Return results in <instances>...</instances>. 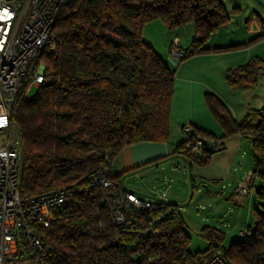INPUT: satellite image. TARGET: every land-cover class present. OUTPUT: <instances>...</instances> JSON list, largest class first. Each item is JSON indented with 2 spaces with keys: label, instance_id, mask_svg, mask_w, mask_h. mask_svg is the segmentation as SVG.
Here are the masks:
<instances>
[{
  "label": "trees",
  "instance_id": "16d2710c",
  "mask_svg": "<svg viewBox=\"0 0 264 264\" xmlns=\"http://www.w3.org/2000/svg\"><path fill=\"white\" fill-rule=\"evenodd\" d=\"M224 1L72 0L60 9L52 29L53 49L39 57L45 81L34 98L19 99L12 116L22 148L21 193L66 192L56 224L36 232L48 249L43 264H148V259L152 264H205L212 256L222 234L205 227L209 249L191 254L185 221L172 203L132 208L126 222L115 225L112 209L121 189L113 182L117 176L111 164L124 147L169 139L174 71L142 39L144 24L161 19L175 30L191 22L195 34L180 53L182 60L244 48L262 38L209 49L207 42L230 20ZM261 73L264 59L254 57L227 70L225 80L232 87L254 86ZM207 97L210 114L224 130L222 139L239 133L251 144L250 187L264 197V108L250 109L236 121L223 102L216 108ZM204 136L214 138L193 127L174 154L206 164L221 144ZM199 140L204 143L194 150L192 144ZM100 172L111 183L107 190L90 185ZM224 251L235 264H264L261 216L248 239Z\"/></svg>",
  "mask_w": 264,
  "mask_h": 264
},
{
  "label": "built area",
  "instance_id": "2783aa9c",
  "mask_svg": "<svg viewBox=\"0 0 264 264\" xmlns=\"http://www.w3.org/2000/svg\"><path fill=\"white\" fill-rule=\"evenodd\" d=\"M72 0H0V264H43L48 249L37 236V229L57 222L66 192L62 188L23 195L20 190L23 157L20 135L12 116L20 98L29 97L31 87L44 83L45 65L39 61L47 49H53L52 29L60 9ZM193 126L180 129L183 140H188ZM204 141L192 144L197 150ZM105 172V171H104ZM107 190L111 187L105 176L97 181ZM243 197L256 193L246 178L235 189ZM112 209L115 225L126 222L130 209H155L167 203L165 190L156 200L141 199L135 194L119 190ZM264 220V212L261 213ZM245 234V230L239 233ZM264 258V251H262ZM152 264V260H147ZM205 264H235L223 248L215 245Z\"/></svg>",
  "mask_w": 264,
  "mask_h": 264
},
{
  "label": "crops",
  "instance_id": "0c3cea01",
  "mask_svg": "<svg viewBox=\"0 0 264 264\" xmlns=\"http://www.w3.org/2000/svg\"><path fill=\"white\" fill-rule=\"evenodd\" d=\"M224 5L230 13V20L217 30L207 43V47L214 49L242 44L255 37L262 36L256 43L240 50L243 53L238 65L235 66L236 63H233V61H227L223 67L227 70H233L254 57L264 59V0H225ZM233 8H237L238 12H232ZM250 10L256 13V17L252 14L251 17L247 18ZM232 23L235 24L232 26L234 31L231 30V33L237 34L234 39L225 43L226 40L220 38V35L223 36L224 34H219V31ZM178 32L179 29L174 31V34L177 35ZM215 53L217 52L210 51L197 57L208 59L212 58L211 56ZM160 56L171 66L170 68H175V65H172L175 64L174 61L171 64L164 55L161 54ZM184 64H181V68ZM196 72L200 74L203 70L198 69ZM188 74L189 72H180L182 84L174 92L170 106L168 141L166 143L140 142L124 147L111 164V173L117 176L113 182H118L120 189L131 192L141 199L156 200L158 194L165 190L167 202L177 205L181 213L185 210V207L192 204L194 196L202 195L203 186L209 188L206 191L209 195L212 192L211 186L213 185L214 188L221 189L219 195H229L236 204L247 205L249 214L246 220L243 221L240 216L239 220L237 219L235 222L237 225L229 230H254L256 222L261 213L264 212V197L256 193L247 197H238L232 192L231 194L228 193L229 187L239 181L237 180L238 173L231 172L232 170L235 172L237 169L235 166H238L240 170H247L248 159L244 157L243 143L248 142L239 133L227 135L222 139L224 131L218 126L205 105L202 108L200 107L198 112H195L189 103L188 109L184 108L185 98H192V89L188 88L191 83L189 80L183 79ZM262 80H264V73L259 75L253 88L255 90L251 93V99L257 96V105L252 104L251 99H249L248 106L252 110L264 108V88H260ZM238 88L252 89V86L244 85ZM173 112L174 115H172ZM238 112L236 111L233 115L236 121H240L244 117L241 115L243 111L240 115H238ZM253 122L256 123L257 119H254ZM185 124H190L198 131L211 134L215 139L207 136L202 137L209 143L217 142L221 144V149L211 153L208 162L204 165H199L184 155L174 154L176 146L183 141L180 129ZM241 159L247 162L242 163ZM249 172L248 179L252 170ZM192 180L195 181L194 184ZM192 187L196 190L194 193ZM230 197H226V200Z\"/></svg>",
  "mask_w": 264,
  "mask_h": 264
},
{
  "label": "rangeland",
  "instance_id": "374dc122",
  "mask_svg": "<svg viewBox=\"0 0 264 264\" xmlns=\"http://www.w3.org/2000/svg\"><path fill=\"white\" fill-rule=\"evenodd\" d=\"M249 12L250 14L247 18L251 17L252 14H256L253 10H250ZM234 24L235 23H232L228 27L222 28L219 31V34H224L223 36L220 35V38L226 40L225 43L234 39L237 34L231 33V30L234 31L232 27ZM178 29L179 32L175 35L174 31ZM194 34V27L191 22L172 30L171 28H168L161 19H155L145 23L142 28V39L148 43L157 54L164 55L171 64L173 61L175 62V64H172L175 65V68H171L172 70L176 69L174 71V89L171 103L173 101L174 92L178 86L182 84L180 80V72L185 71L189 72V74L183 79L190 81L191 84L188 85V88L192 89V98H185V105H183L185 109H188V103L189 105L191 104L195 112H198L200 107L202 108L204 105L208 108L206 103V95H208L207 102L209 99L211 105L216 104V108H218L221 101L226 105L232 117L236 111H239L238 115L243 111V114L241 115L242 117L245 116L246 113L252 109L248 106V103L249 99H251V93L255 90L253 89L254 86H252V89H243L228 85L225 80L227 69L223 67L227 61H233V63H236L235 66L238 65L240 59H242L243 53L240 50L245 49V47L217 52L215 55L211 56L212 58L208 59L197 57L199 55L183 60L180 59V53H184V49L189 46ZM182 63L185 64L181 68ZM198 69H202L203 72L198 74L196 72ZM260 83V88H264V80ZM36 93L37 88L31 87L29 90V97L34 98ZM251 103L257 105V96L251 99ZM172 115H174V112ZM243 151H245L244 157L248 159L247 170H240L238 166H235L237 169L235 172H233V170L231 172L238 173L237 180L239 181L235 185L230 186L228 191L229 194L232 192L238 197L241 195L236 194L235 189L240 183L245 181L247 175L250 174L249 171L252 170L251 144L244 142ZM241 162L246 163L247 161L241 159ZM256 181L257 185L260 186L261 179L258 177ZM211 188L212 192L209 195L206 192V189H202V195L198 194L194 196L192 204L185 207V210L182 212L186 232L189 236V241L186 247L191 254L201 253L209 249L211 242L206 237V232L208 230H203L205 227L215 228L217 229V233L222 234V239L218 241V245L224 250H228L235 242L248 239L254 231L245 230L244 235H239V233L244 230H229L234 225H237L235 222L237 219L239 220L240 216L243 221L246 220L249 214L247 211V205L242 206L236 204L233 201V198L229 195H219L221 189L214 188L213 185ZM192 191L194 193L196 190L192 188ZM226 197L230 198L226 200ZM252 216L255 217L254 215Z\"/></svg>",
  "mask_w": 264,
  "mask_h": 264
},
{
  "label": "water",
  "instance_id": "95a60500",
  "mask_svg": "<svg viewBox=\"0 0 264 264\" xmlns=\"http://www.w3.org/2000/svg\"><path fill=\"white\" fill-rule=\"evenodd\" d=\"M204 189L208 190L206 186H203Z\"/></svg>",
  "mask_w": 264,
  "mask_h": 264
}]
</instances>
